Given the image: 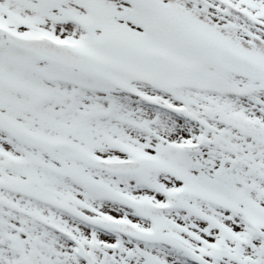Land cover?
Masks as SVG:
<instances>
[{"label": "snow or ice", "instance_id": "1", "mask_svg": "<svg viewBox=\"0 0 264 264\" xmlns=\"http://www.w3.org/2000/svg\"><path fill=\"white\" fill-rule=\"evenodd\" d=\"M0 264H264V0H0Z\"/></svg>", "mask_w": 264, "mask_h": 264}]
</instances>
